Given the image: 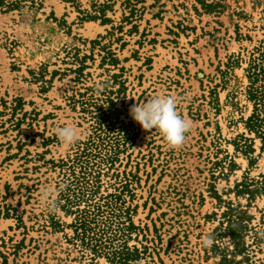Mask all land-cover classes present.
<instances>
[{
    "label": "rangeland",
    "instance_id": "1",
    "mask_svg": "<svg viewBox=\"0 0 264 264\" xmlns=\"http://www.w3.org/2000/svg\"><path fill=\"white\" fill-rule=\"evenodd\" d=\"M33 1L0 4V264H264V0ZM158 94L192 123L179 149L130 115Z\"/></svg>",
    "mask_w": 264,
    "mask_h": 264
},
{
    "label": "clouds",
    "instance_id": "2",
    "mask_svg": "<svg viewBox=\"0 0 264 264\" xmlns=\"http://www.w3.org/2000/svg\"><path fill=\"white\" fill-rule=\"evenodd\" d=\"M104 85H96V91H100ZM178 98L170 94H158L143 102L131 106V117L139 123L144 130L155 129L158 131L170 149L183 147L187 140V134L192 130L190 120L184 118L177 111ZM55 136L65 146H71L80 139V132L71 123H66L54 129ZM41 201L48 206L49 211H55V203L49 200V190L43 189ZM204 245L212 243L211 235L202 241Z\"/></svg>",
    "mask_w": 264,
    "mask_h": 264
},
{
    "label": "trees",
    "instance_id": "3",
    "mask_svg": "<svg viewBox=\"0 0 264 264\" xmlns=\"http://www.w3.org/2000/svg\"><path fill=\"white\" fill-rule=\"evenodd\" d=\"M22 0H14V2L6 5L7 10L16 9L20 7ZM25 1V0H23ZM31 3V7L34 8L33 0H26ZM114 0H105L104 4H96L95 10L97 13H101L104 17V11L110 8V3ZM136 0H125L124 5L130 8V14L137 13L136 4H132ZM0 4L4 5V0H0ZM87 18L96 19V16H87ZM102 22H108L107 19H103ZM247 75L249 79V86L247 90L248 99L253 103V113L246 120V128L254 133L262 142V148H264V48L258 49L256 56H251L249 61V67L247 69Z\"/></svg>",
    "mask_w": 264,
    "mask_h": 264
}]
</instances>
